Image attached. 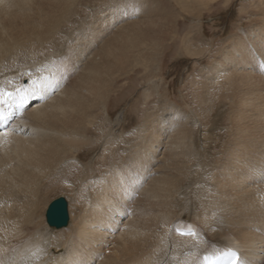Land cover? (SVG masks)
Listing matches in <instances>:
<instances>
[{
    "label": "bare ground",
    "instance_id": "1",
    "mask_svg": "<svg viewBox=\"0 0 264 264\" xmlns=\"http://www.w3.org/2000/svg\"><path fill=\"white\" fill-rule=\"evenodd\" d=\"M171 1L191 12L214 0ZM144 6L142 0H0V109L16 94L27 102L0 133V264H205V255L228 248L237 250L238 264H264V4L256 24L235 27L225 50L191 83L200 111L187 102L169 106L163 93L169 115L145 114L133 146L126 135L103 137L102 160L114 158L120 143L131 151L120 164L98 175L96 153L85 163L72 155L92 147L89 127L98 111L106 115L114 82L143 56L144 40L162 45L170 38L165 26H152L157 8L144 12ZM132 12L147 19L127 21ZM21 51L28 61L9 64V53ZM221 100L228 106L220 133L206 123ZM217 145L218 152L210 150ZM70 167L76 176L66 188L84 209L72 220L68 214L67 225L51 227L50 201L41 205V196ZM177 199L191 211L187 216L167 214ZM189 226L194 235L176 234V227Z\"/></svg>",
    "mask_w": 264,
    "mask_h": 264
},
{
    "label": "rangeland",
    "instance_id": "2",
    "mask_svg": "<svg viewBox=\"0 0 264 264\" xmlns=\"http://www.w3.org/2000/svg\"><path fill=\"white\" fill-rule=\"evenodd\" d=\"M142 3H145L144 12L148 7L157 8L155 12H151L154 18L152 26L156 30L165 26L163 31H168L165 35H170V38H167L162 45L150 44L151 41L148 38L144 40L148 46H146L148 53L151 52L149 53L150 56L149 54L146 55L145 49L143 56L136 64H128V68L131 66V69L116 79L113 89L106 100V115L101 116V112L98 111L97 118L93 120L90 127L88 126L90 132L87 137L92 141V147L86 148L90 145L89 142L81 150L72 153L83 163L88 162L96 153L98 157L95 159L94 166L98 175L107 166H112L113 163L120 164L131 155V151H127L126 145L120 143V148L118 151L116 150L114 158L109 156L108 160H102L100 155L102 154V139L105 138V134L109 133L118 141L121 140L122 136L126 135V142L133 146V143L138 141L136 140V131L138 128L143 127V121L146 118L145 114L156 113L162 114L164 117L169 115V112L164 109L166 106L163 93H166L165 98L169 102V106L172 101L179 106L187 102L192 110H201L195 100V94L191 92V89H193L191 83L194 78L200 79L208 65L213 63V60L217 59L220 53L225 50V43L228 38L233 37L234 33H236L235 27L240 25V27L246 29L256 24L257 12L260 6L264 4V0H214L191 12L178 9L172 4L171 0H142ZM158 7L163 10L166 8L164 14ZM158 11L161 14H158ZM82 14L86 15L84 12ZM133 17L140 20L147 19L140 12H132L131 16L128 14L127 21L132 20ZM147 24H151V22L143 23L142 26H149ZM134 38L135 36H133ZM54 43L57 44L56 41ZM45 49L47 50L48 47H45ZM49 51H51V48ZM9 56L11 57L9 64L15 67L27 62L29 59L26 51L10 52ZM148 57L151 58L149 59ZM207 84L211 86L210 83ZM207 105V103H204V108ZM227 106V102L223 105V100L220 101L214 111L209 114L206 129L209 128L214 132L218 131L220 133L226 131L227 112L225 113V110H227ZM220 107L222 110H219ZM200 114L203 115L202 113ZM194 134L195 137H197V134L199 136V128L195 129ZM225 137L226 135L221 136V139L216 144H222ZM212 141L214 142L215 138ZM219 147L220 145L212 146L210 150L215 151V148L218 150ZM215 152H212L210 156L216 157L218 153ZM157 164H159L158 161ZM208 166L209 171L213 166ZM75 172L76 169L70 167L66 172V176L57 181L58 183L47 185V190L41 196L43 201L41 205L43 206L54 198L63 196L67 201V210L71 220L84 209L79 200L70 197L72 194L66 188V186H70L69 182L75 179ZM71 177L74 178L72 179ZM75 186L78 185L75 184ZM72 199L73 201L71 202ZM177 204L178 208L171 207L172 210H167V214L181 212V215L187 216L191 212L188 209H183V203L179 199H177ZM43 208L41 210L43 229L47 228L49 230L50 227H47L44 224L45 222H43L45 221V218L42 217L44 216ZM73 213H76L74 214L75 217Z\"/></svg>",
    "mask_w": 264,
    "mask_h": 264
},
{
    "label": "water",
    "instance_id": "3",
    "mask_svg": "<svg viewBox=\"0 0 264 264\" xmlns=\"http://www.w3.org/2000/svg\"><path fill=\"white\" fill-rule=\"evenodd\" d=\"M45 218L51 227L61 228L67 225V202L63 196H59L49 203L45 211Z\"/></svg>",
    "mask_w": 264,
    "mask_h": 264
},
{
    "label": "snow or ice",
    "instance_id": "4",
    "mask_svg": "<svg viewBox=\"0 0 264 264\" xmlns=\"http://www.w3.org/2000/svg\"><path fill=\"white\" fill-rule=\"evenodd\" d=\"M232 259L230 260L229 264H236V257L235 254H230ZM206 262V264H214V260L216 257H214L212 254L205 255L203 258Z\"/></svg>",
    "mask_w": 264,
    "mask_h": 264
}]
</instances>
